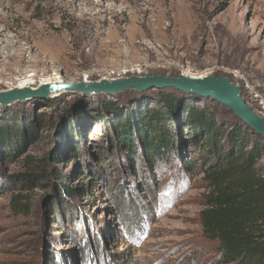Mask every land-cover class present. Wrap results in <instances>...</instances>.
I'll use <instances>...</instances> for the list:
<instances>
[{"label": "rangeland", "instance_id": "rangeland-1", "mask_svg": "<svg viewBox=\"0 0 264 264\" xmlns=\"http://www.w3.org/2000/svg\"><path fill=\"white\" fill-rule=\"evenodd\" d=\"M222 68L264 80V0H0V91L29 72L34 88L54 73L91 82ZM157 97L67 89L0 106V123L20 130L0 141V264H219L199 224L200 177L179 174L172 154L148 163L145 111L163 113L153 135L185 132Z\"/></svg>", "mask_w": 264, "mask_h": 264}, {"label": "trees", "instance_id": "trees-1", "mask_svg": "<svg viewBox=\"0 0 264 264\" xmlns=\"http://www.w3.org/2000/svg\"><path fill=\"white\" fill-rule=\"evenodd\" d=\"M156 92L155 100L163 103L173 118L181 112L185 132L177 133L179 142L164 131L153 135L163 113L145 111L141 120L150 129V134L143 138L148 163L153 166L155 158L166 159L172 154L179 174L200 177L203 192L199 224L203 237L214 244L217 263L264 264V139L215 100L167 87ZM187 97L205 101L199 105ZM11 127L7 122L0 123V141L20 133L18 127ZM124 130L119 135L128 137L129 149L130 137ZM110 167H105L104 172ZM35 176V172L29 171L21 180L32 188ZM114 185L115 180L111 186ZM60 189L63 195L73 196L69 188Z\"/></svg>", "mask_w": 264, "mask_h": 264}, {"label": "water", "instance_id": "water-1", "mask_svg": "<svg viewBox=\"0 0 264 264\" xmlns=\"http://www.w3.org/2000/svg\"><path fill=\"white\" fill-rule=\"evenodd\" d=\"M173 88L197 97H208L223 104L243 124L264 139V119L248 106L241 96L239 87L226 76L191 75L180 73L177 76L155 74L150 76H130L124 79L107 81H79L42 84L36 88H11L0 91V106L21 102L35 97L46 98L63 90L79 93L114 94L127 88L146 90L148 88Z\"/></svg>", "mask_w": 264, "mask_h": 264}, {"label": "built area", "instance_id": "built-area-1", "mask_svg": "<svg viewBox=\"0 0 264 264\" xmlns=\"http://www.w3.org/2000/svg\"><path fill=\"white\" fill-rule=\"evenodd\" d=\"M226 77L239 87L242 98L252 110L264 119V80L250 81L239 68H222Z\"/></svg>", "mask_w": 264, "mask_h": 264}, {"label": "bare ground", "instance_id": "bare-ground-1", "mask_svg": "<svg viewBox=\"0 0 264 264\" xmlns=\"http://www.w3.org/2000/svg\"><path fill=\"white\" fill-rule=\"evenodd\" d=\"M201 74V73H200ZM200 74H191V75H199V76H203V75H200ZM35 74H32V73H27L23 76H21L20 78L16 79V83L15 85H13L11 88H24V87H32L33 84H34V76ZM63 80L60 78V76H56V74H52V77L49 75L47 77H44V78H41L37 84L35 85L34 88L42 85V84H49V83H58V82H62ZM11 88H8V89H11ZM54 95V94H52Z\"/></svg>", "mask_w": 264, "mask_h": 264}]
</instances>
